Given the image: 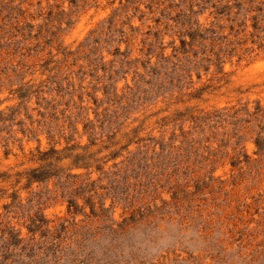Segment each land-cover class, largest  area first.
Instances as JSON below:
<instances>
[{"label":"rangeland","instance_id":"obj_1","mask_svg":"<svg viewBox=\"0 0 264 264\" xmlns=\"http://www.w3.org/2000/svg\"><path fill=\"white\" fill-rule=\"evenodd\" d=\"M0 264H264V0H0Z\"/></svg>","mask_w":264,"mask_h":264}]
</instances>
